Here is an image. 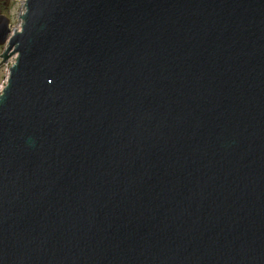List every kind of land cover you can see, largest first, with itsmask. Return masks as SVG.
Here are the masks:
<instances>
[{
	"label": "water",
	"instance_id": "water-1",
	"mask_svg": "<svg viewBox=\"0 0 264 264\" xmlns=\"http://www.w3.org/2000/svg\"><path fill=\"white\" fill-rule=\"evenodd\" d=\"M20 18L0 264H264V0H24Z\"/></svg>",
	"mask_w": 264,
	"mask_h": 264
},
{
	"label": "rangeland",
	"instance_id": "rangeland-1",
	"mask_svg": "<svg viewBox=\"0 0 264 264\" xmlns=\"http://www.w3.org/2000/svg\"><path fill=\"white\" fill-rule=\"evenodd\" d=\"M23 2H24V0H16L14 3L15 9H14V18L12 20L13 25L11 28V33H12L13 29L18 27L19 24L21 23L20 13L23 10ZM6 63L0 67V90H1L5 80L7 78V74H8V65Z\"/></svg>",
	"mask_w": 264,
	"mask_h": 264
},
{
	"label": "flooded vegetation",
	"instance_id": "flooded-vegetation-1",
	"mask_svg": "<svg viewBox=\"0 0 264 264\" xmlns=\"http://www.w3.org/2000/svg\"><path fill=\"white\" fill-rule=\"evenodd\" d=\"M15 1L16 0H11V2L9 4V8H6L7 3L0 2V5L2 6V14L6 15L10 19V30H11L12 25H13L12 20L14 18V9H15L14 3H15ZM10 35H11V31L8 33L5 43L0 45V67L3 66V64H5V63H2L1 53L6 49V45L8 44V38L10 37Z\"/></svg>",
	"mask_w": 264,
	"mask_h": 264
}]
</instances>
